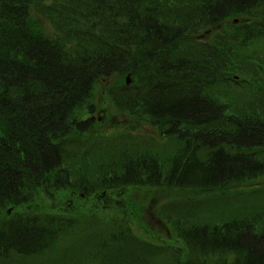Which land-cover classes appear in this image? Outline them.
Returning a JSON list of instances; mask_svg holds the SVG:
<instances>
[{"label": "trees", "instance_id": "16d2710c", "mask_svg": "<svg viewBox=\"0 0 264 264\" xmlns=\"http://www.w3.org/2000/svg\"><path fill=\"white\" fill-rule=\"evenodd\" d=\"M0 264H264V0H0Z\"/></svg>", "mask_w": 264, "mask_h": 264}, {"label": "rangeland", "instance_id": "374dc122", "mask_svg": "<svg viewBox=\"0 0 264 264\" xmlns=\"http://www.w3.org/2000/svg\"><path fill=\"white\" fill-rule=\"evenodd\" d=\"M44 24H45V20H44ZM99 99V100H98ZM98 100V104H99V108L94 110V112L92 114L88 113L89 110L84 114L85 118L86 117H91L93 119H96L97 121L102 120V109L107 108V112H110L112 109H114L111 104L110 101L108 99V97H104L102 99V97L100 96V93L97 95L96 101ZM148 130V128H147ZM166 190L161 189V190H154L152 188H147L148 192H145L142 194L143 199H141V206L139 207V209H143V210H151V206L155 207V205H157V203H161L163 201H166L167 199H169L170 197H174V191L173 190H168L167 188H165ZM63 190V189H62ZM58 191V193H54L53 197H52V204L55 205V210L57 212H63V213H75V212H82L84 210L80 209V207H76V205H82V203H84L83 199H80L81 197H78L77 195V201L76 197H72L69 195V193L66 191ZM39 191H42V189H39ZM137 196V195H135ZM46 197V196H42V197H37L36 200H41L42 198ZM148 201V203H146ZM43 202L46 205H50V200L44 199ZM160 205V204H159ZM70 210V211H69ZM61 212V213H62ZM95 212H97L99 215H107L109 214V210L106 209L105 207H103V205L101 204L99 206V209L97 207V209L95 210ZM151 214V212H150ZM153 217V215L151 214V218ZM143 233V232H142ZM166 233L167 231L161 229V228H157V234L155 236H153V238H155L157 241L160 242H164L166 240ZM168 234V233H167Z\"/></svg>", "mask_w": 264, "mask_h": 264}, {"label": "water", "instance_id": "95a60500", "mask_svg": "<svg viewBox=\"0 0 264 264\" xmlns=\"http://www.w3.org/2000/svg\"><path fill=\"white\" fill-rule=\"evenodd\" d=\"M128 78H129V75H128ZM127 82L129 83V80Z\"/></svg>", "mask_w": 264, "mask_h": 264}]
</instances>
